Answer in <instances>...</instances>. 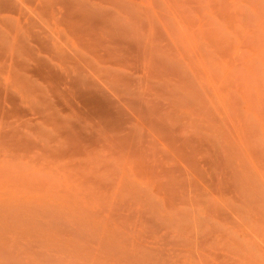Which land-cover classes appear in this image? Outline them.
I'll list each match as a JSON object with an SVG mask.
<instances>
[{"label":"bare ground","instance_id":"6f19581e","mask_svg":"<svg viewBox=\"0 0 264 264\" xmlns=\"http://www.w3.org/2000/svg\"><path fill=\"white\" fill-rule=\"evenodd\" d=\"M198 4L0 0V206L66 208L84 221L98 220V228L126 222L142 230L134 239L163 229L177 252L208 246L210 254L243 248L249 254L252 247L253 263L264 264V139L257 132L264 117L256 108L257 124L239 120L241 109L248 114L253 107L242 98L238 110L237 98L221 91L231 80L225 85L221 79V86V57L207 51L216 32L205 24L206 6ZM194 20L202 22L198 29ZM258 96L262 102L264 95ZM233 228H240L242 241L239 234L231 241L217 238ZM135 248L147 257V247Z\"/></svg>","mask_w":264,"mask_h":264},{"label":"rangeland","instance_id":"374dc122","mask_svg":"<svg viewBox=\"0 0 264 264\" xmlns=\"http://www.w3.org/2000/svg\"><path fill=\"white\" fill-rule=\"evenodd\" d=\"M195 1L196 0H194V6L195 7L198 4V3H196L197 1L201 5V7L206 6V9H203V11H204V14H206L208 12L209 15L207 14L208 17L205 19V21H206L205 24L208 25V27L213 28V29L211 28L212 32H213V30L216 32V34L214 33L213 36H211L212 39L209 40V45H208L207 51L209 52L208 55H211L210 57H214L213 59H215L216 56L221 57L220 60L222 61L221 62L222 65H220V66H223L222 67L223 69L222 68L221 69L224 70V73L221 70L222 73L218 72V75H219L218 77L220 80L224 79L223 81L225 82V85L229 81V79L231 80V82L228 83V85L231 83L230 86H228V85L224 86V83L221 80V82L223 83V84L221 83V86H224V88H225V89H223V87H222L223 90H221V91H224L223 93H229L230 96L237 98L236 99L237 104L239 105V106L237 105V108L239 107L238 110H240L243 106V104L242 105L239 104L240 102L241 103L243 102L242 98L248 99L247 101H249V103H250L249 105H250V107H253V109L252 108L251 109L249 108L250 110L247 109V111L249 112L248 114H247V112H244L241 109L239 112H242L243 115L242 114L240 115L242 117H239V120H242L244 123H246V122L248 123L250 121V124L248 123V125L253 126L254 124H257L256 117H258L257 116L258 113H256V108H257V112L262 114L261 116L264 117V111L260 112L258 110V109L264 110V106L263 105L261 106V104H263V102H264V97L261 96L263 98V99H261L262 100V102H261L259 100L260 95L258 96V93L264 95V77H263L264 76V74H263L264 73V11H262V9L264 10V0H259V1L253 0V4H252V0H250V1L249 0L248 1H246V0H244V1L243 0L242 1L241 0H221L222 2L220 0H209V1L204 0V2H202V3H201V0H197L196 2ZM209 2H211V3H209ZM213 2H215L214 4H216V3H218V4L213 6L214 5ZM250 2L252 5L250 4ZM255 2H256V4H255ZM258 2H259V5H258ZM224 3H226L229 7H227V5ZM221 4H223V5H221ZM262 4H263V6H262ZM218 5L219 6L221 5V7H219ZM256 5H257V7H256ZM225 6L227 7L226 9H225ZM234 6H235V8H234ZM220 8H222V9H220ZM257 8L258 9L260 8L261 12ZM237 9H238V11H237ZM221 10H223V12ZM217 11H220L221 13L217 12ZM224 11H226V12H224ZM230 12H232V13H230ZM229 13L231 16L229 15ZM218 14H219V16H218ZM222 15H223V17H222ZM242 15L244 16V19H243ZM233 16H237V17L236 18L234 17L235 18L234 19ZM238 16H239V19H238ZM248 16H250V17H248ZM259 16H260V18H259ZM228 17L230 18V20L228 19ZM253 17H255V18L253 19ZM232 18H233V20H232ZM236 19H238V20L235 22L234 20H236ZM212 20H213V22H211ZM208 21H209V23H208ZM262 21H263V23H261ZM201 23H202L201 21H195V23L193 25L194 29H198V26ZM229 23H230V25H229ZM233 23H235V24H233ZM213 24H215V25H213ZM228 25H229V27H228ZM215 26H217V29L215 28ZM230 27H232L231 30H229ZM220 30H222V31L220 32ZM234 31H235V33H233ZM210 34H212L211 31H210ZM217 35H219L218 38H217ZM221 36L223 38H221ZM230 37H231V39H230ZM249 37H250V39H249ZM220 38H221V40H220ZM253 38L255 41L253 40ZM227 39L231 42H229ZM214 40H215V42H214ZM214 43H216V45ZM228 43H230V44H228ZM224 45H226V46H224ZM213 47L215 48L216 51L213 50L214 49ZM226 48H227V50H226ZM223 51L225 53V57L223 58L224 60L222 59V57H223L222 55H224L222 53ZM225 51H227L228 53L226 54ZM229 51H231V52H229ZM210 52H211V54H210ZM237 54H238V56L236 57ZM246 55H247V57H246ZM227 56L230 58V60L228 61L229 63L227 62L228 65L226 63V60L229 59ZM234 56H235V58H238L239 56L241 58L239 57V59H236L237 60L236 61V60H234ZM252 57H253L254 61L252 60ZM251 61H253V62H251ZM258 61H260V62H258ZM255 62H257L258 64L257 63L254 64ZM245 64H246V66H245ZM254 65H257V67ZM258 65H260V66H258ZM248 68L250 70L247 72ZM251 68H252V70H251ZM258 68L262 72L258 71L259 70ZM255 69H257V71ZM229 70H230V74L228 75ZM233 70L236 73H234ZM253 70H255V71L252 74L251 72ZM245 71H246V74H245ZM256 72L258 74H256ZM233 73L236 75V77H235V75H233ZM244 74H245V76H244ZM249 74H251V75H249ZM254 74H255V76H257L256 79H254L255 76H254V78L252 76ZM230 75H232V76H230ZM223 76H224V78H223ZM226 76L229 78L227 79ZM245 78L247 79V81L250 78V80H249L250 82L249 81L247 82ZM252 79H253V81H252ZM240 80H244V81L242 82ZM259 80H262L263 82L259 81ZM245 81H246V83H248V85H246ZM237 82H239V84L241 82V84L237 85L238 87H236L237 89H235V87H233V86L234 85L236 86ZM253 82H255L256 86H254L255 84ZM251 85H252L251 89H253V90L249 91V88H250L249 86H251ZM262 85H263V87H262ZM257 86H260V88L259 87H258L259 89L256 88ZM228 87L230 89L229 91L227 89ZM231 87H233V88H231ZM246 87L247 88L249 87L248 90ZM244 89L247 90L250 94L248 93V95H245L246 91ZM210 90H212V92ZM242 91L244 93V96L241 94ZM255 91L256 92L259 91V92L256 93ZM209 92L215 98V96L217 94V91L215 90V88L210 87ZM232 92H234L235 94H233ZM231 93L233 95H231ZM238 93H239L240 97L238 96ZM255 93H256V95H255ZM210 95H209L210 99L213 100L214 98H211L212 95L211 96ZM253 97L255 100L253 99ZM256 101L260 102L261 104L256 103ZM251 102H253V103H251ZM254 102L256 103V106L259 104L258 107L252 106V104L255 105ZM259 106L263 107V108H260ZM250 113H251V115H250L251 120L249 117L247 119V116H249ZM240 118H242V119H240ZM251 122H253V123L251 124ZM263 127H264V125H263ZM253 129H252V132H253ZM257 132L259 133L258 140H260L261 138L264 139V136L262 135V134H264V129L262 132H259V131H257ZM258 133H256V137H257ZM252 137H253V135H252ZM227 144L228 143H224V145H227ZM258 183H259V185L262 186V184L260 182H258ZM255 188L257 189L258 187H255ZM260 190L262 191L261 188H260ZM261 191H260V193H261ZM263 193H264V189H263ZM229 196H231V195H225L224 198L229 197ZM223 201H224V199H223ZM7 206L8 207H6V204H3L2 206H0V211H1L0 212V225H1L0 226V264H218V260H220V261L222 260L221 262L219 261V264H223V263L224 264H238V263L250 264V262L253 263L255 261L252 256H251L252 258L250 257V254L251 255L255 254V256H256V253H252V252H254L252 247H249L250 249H252V250L249 249L251 251V252L249 251V254H248V251L246 252V250H245L247 248H243L244 249V252H243V251L239 250L242 247H239V248L237 247V249L239 250L238 253L236 250H234L235 251V253H234L233 249H230L229 251L223 250V251H217V252L215 250H211V254L213 253L214 256L213 255L210 256L211 255L210 251H209L210 247H208V246H206V247L203 246L202 248H204V249H200V250H198V249L193 250V249H191L192 246H191V248H190V246H188L189 248L184 246V247H182L183 249L176 247L177 250L179 249L177 252L176 249L173 247V246H175L174 244H172V247H170L171 243H175L174 242L175 239L174 238L172 239L171 237L165 238L164 236H162L163 233L166 232L165 230L163 231V229L162 230L158 229L157 232L154 234L150 233V235L153 237L147 236L148 234L147 235L142 234V236H140V238H138V235L140 233L139 231L141 230V228L140 227L134 228L133 226H129V223L125 224L126 222L116 223V221H113V222H110V225H109V222H107L108 223L107 226H105L106 223H103L102 225H98L100 227L102 226L101 231H100V230H98L100 227L98 228L96 225L93 224L96 221L98 222V220H93L92 222H89V221H91V219L88 218V220H89L88 221L85 218V221H84V219H82V218H84V216L82 217V215H75L77 212L76 213H74L73 211L70 212L66 208L65 209L64 208H58V210H56L57 208L56 209H50V208L48 209V207L45 206L46 210H44L43 209V208H45L44 206L43 207L38 206L39 209L37 207L36 208L38 210L37 211L36 209H34L35 207H33V210L31 207H28V206L26 208V205H19V206L16 205L15 206L16 208H14L12 206L10 208L9 205H7ZM28 208H29V210H28ZM244 211H247V209L243 207L242 212H244ZM7 218H9V219H7ZM22 219H25V220H22ZM13 220H15L16 222ZM28 220H29V222H28ZM12 222H14V223H12ZM25 222H26V224H25ZM21 224L24 225V227ZM104 226H105V228H104ZM18 227H21V228H18ZM95 227L98 228L97 230L100 233L95 229ZM102 228L105 230H103ZM125 228L127 230H130V228H131L132 233L130 234V232L128 231V233L131 236L128 235V233H126V234L129 237H132L134 242L131 238H129L130 241L128 244V240H126L127 238L125 237L126 234H124V232L127 231ZM22 229H24V230H22ZM36 229H37V231H36ZM94 229L97 231V233ZM115 229L119 233L121 232L120 235L118 233L120 238L116 237V235L114 237V233H116ZM234 229L235 228H233V230L226 232L227 234H224V235L228 236V233L231 232L232 235L230 234L229 238H227V236H224V235L223 236L220 235L217 238L223 239V240L225 239L226 241L227 240L231 241L232 239L234 240V236L236 237V239H238V234H239L240 239H238V240L242 241L243 240V234L240 232V228H237V229H239L238 232H236L237 229L235 231H234ZM106 230H108V231H106ZM109 230H110V233H109L110 236L108 238L107 232H109ZM136 231L139 232L137 234L138 239L136 238V235H135L136 239H134V237L132 236V235L137 233ZM141 232H142V230H141ZM61 233H63V234H61ZM90 233H94V235L90 234ZM102 233L106 234L107 239H103V240L100 239V236L102 237V235H103ZM121 234H123V235H121ZM170 236H173V234H170ZM148 237H150V238H148ZM103 238H104V236H103ZM141 238H142V240H141ZM248 238L249 237H247L245 239V242H247L246 244H249V246H250L252 244V243L250 244V242H252L253 239L251 240V237L249 239ZM108 239H109V241H107ZM113 239L115 240V242ZM157 239L159 240V242H157L158 241ZM6 240H8L9 242ZM143 240H145V242H143ZM163 240L165 241V243H163ZM91 241H93V242H91ZM139 242H141V243H139ZM150 242H152V244ZM196 242H198V241H196ZM193 243L195 244V242H193ZM137 244H138V246L140 245L143 249L146 247L148 248V250H146L147 248L145 249V254L147 257H145V255L143 254L144 250H142V252H143L142 256H141L140 251H139V253L134 254L135 251L133 249L136 247L135 245H137ZM191 245H192V243H191ZM111 246H112V248H111ZM138 246H137V250L135 248L136 251L142 249L140 246H139L140 248ZM150 246H151V248H150ZM122 247L124 250L126 249V247H129L126 249V250H128V252H126V251L124 252ZM207 247H208L209 252L205 251V249H207ZM83 248H84V250H83ZM161 249L163 250V252L162 251L161 252L164 253V255L162 253H159L161 255L160 256L157 253L158 256H160V257L156 256L157 254H155V253ZM234 249H236V248H234ZM171 250L175 251V252H172ZM181 250H183V251L181 252ZM146 251H150V254L149 253L147 254ZM188 251H189V253H188ZM230 251H233V252L230 253ZM151 252L154 253V256H151ZM194 252L197 253V255ZM227 252H229V253H227ZM193 254H194V256H193ZM238 254H240V256ZM244 254L247 256H245ZM203 255H204V259L202 257ZM243 255L245 258L243 257ZM220 257H221V259H220ZM200 259H201V261H200ZM247 259L250 260V262ZM253 264H255V263H253Z\"/></svg>","mask_w":264,"mask_h":264}]
</instances>
